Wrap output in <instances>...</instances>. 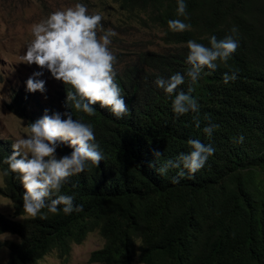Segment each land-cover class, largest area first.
<instances>
[{
    "label": "trees",
    "instance_id": "16d2710c",
    "mask_svg": "<svg viewBox=\"0 0 264 264\" xmlns=\"http://www.w3.org/2000/svg\"><path fill=\"white\" fill-rule=\"evenodd\" d=\"M109 1L128 26L159 30L165 49L116 53V83L129 108L123 118L99 104L93 105V116L71 110L65 104L69 86L62 81L46 103L27 90L10 92L6 108L26 126L42 118L45 109L49 115L72 112L73 119L91 125L103 160L63 185L61 194L82 205V211L67 215L63 205L55 214L46 208L36 217L25 214L19 174H1L0 196L10 201L12 216L0 213V235L18 238L3 243L9 252L4 264H38L52 252L64 263L72 246L93 232L104 244L90 254V263L264 264V0H185V22L192 27L182 33L169 30L167 23L178 18L177 0ZM233 27L239 47L228 66L205 69L195 84L185 76L178 88L194 89L197 128L194 114H174L173 97L154 81L186 72L188 40L207 46V37L223 39L233 35ZM233 69L237 79L225 84L223 75ZM210 123L218 127L209 137L203 128ZM189 139L211 144L215 152L192 178L173 184L177 170L160 175L157 169L187 153ZM12 144L0 140L1 173L8 168L2 162L12 154ZM72 151L64 144L56 155ZM156 152L162 154L158 160Z\"/></svg>",
    "mask_w": 264,
    "mask_h": 264
},
{
    "label": "clouds",
    "instance_id": "9594fccd",
    "mask_svg": "<svg viewBox=\"0 0 264 264\" xmlns=\"http://www.w3.org/2000/svg\"><path fill=\"white\" fill-rule=\"evenodd\" d=\"M176 15L178 18L167 22L169 30L180 33L190 31L191 24L185 22V0H177ZM103 19L102 13H90L87 5L80 2L50 12L31 26L33 38L26 45V54L20 59L28 65L35 64L40 69H47L55 80L69 86L66 88L65 104L71 110L93 116L96 113L93 105L99 104L100 108L109 109L119 119L128 114L129 108L116 83V56L110 48L111 38L116 33L111 28L103 27ZM230 31L233 35L223 39H217L215 35L207 37V46L188 40L186 72L172 74L167 79L158 76L154 81L157 88L173 97L174 114L177 117L194 114L197 128H200V106L191 95L194 89L189 86L185 92L178 91V88L185 83V76L191 84H195L205 69L214 72L220 64L228 66L229 59L239 47L238 40L234 38L237 29L233 27ZM237 75V70L233 69L230 75H223V82L235 81ZM41 76L42 71L34 72L27 79L28 92H46V82L39 79ZM217 127L210 123L203 128V132L210 137ZM24 129L25 135L14 140L12 154L2 162L8 168L0 173L4 176L10 172L19 174L25 189L22 198L24 213L36 217L46 208L48 213L55 214L61 210V205L66 215L82 211V205L75 206L74 198L61 194V189L70 177L85 172L89 164L98 167L103 160L92 126L73 119L72 112H53L49 115V110L45 109L42 118L30 122ZM243 140V136L238 138L240 143ZM64 144L73 151L58 158L57 148ZM187 145V153L165 160L157 169L160 175H166L169 169L177 170L171 180L173 184L180 183L186 175L192 178L215 152L211 144L206 145L199 139H189ZM161 155L154 153L156 160Z\"/></svg>",
    "mask_w": 264,
    "mask_h": 264
},
{
    "label": "rangeland",
    "instance_id": "374dc122",
    "mask_svg": "<svg viewBox=\"0 0 264 264\" xmlns=\"http://www.w3.org/2000/svg\"><path fill=\"white\" fill-rule=\"evenodd\" d=\"M87 5L89 12L97 11L103 14V27L111 28L116 35L112 37L110 48L114 55H133L134 51L162 52L165 49L161 41V32L157 29H145L136 24L128 26L125 17L117 6L109 0H80ZM72 0H0V140L14 142L25 135L26 122L14 116L6 105L10 101L12 90H26V81L34 72H43L39 79L44 80L46 92H35L42 103L48 99L57 88L55 80L47 69H40L35 64L28 65L20 57L26 54V45L31 41V26L46 17L50 12L72 6ZM126 21V23H124ZM120 41L117 46L113 41ZM131 59V58H128ZM1 173V172H0ZM0 174V186L2 185ZM0 213L11 217L12 206L8 199L0 196ZM17 220H20L19 218ZM7 240L18 242V238L11 234L0 235V264H4L9 256L3 247ZM103 239L93 232L86 236L79 245H73L66 262H61L55 252L48 254L38 264H97L90 263V254L102 248ZM134 264H139L136 260Z\"/></svg>",
    "mask_w": 264,
    "mask_h": 264
}]
</instances>
